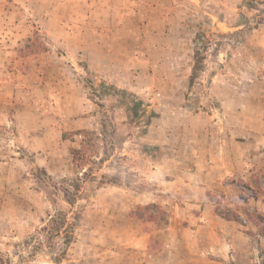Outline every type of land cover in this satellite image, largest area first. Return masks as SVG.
Masks as SVG:
<instances>
[{
  "label": "rangeland",
  "instance_id": "obj_1",
  "mask_svg": "<svg viewBox=\"0 0 264 264\" xmlns=\"http://www.w3.org/2000/svg\"><path fill=\"white\" fill-rule=\"evenodd\" d=\"M0 264H264V0H0Z\"/></svg>",
  "mask_w": 264,
  "mask_h": 264
},
{
  "label": "trees",
  "instance_id": "obj_2",
  "mask_svg": "<svg viewBox=\"0 0 264 264\" xmlns=\"http://www.w3.org/2000/svg\"><path fill=\"white\" fill-rule=\"evenodd\" d=\"M248 8L250 9H256V6L253 4L249 5ZM80 135H83L82 133H79ZM52 223L55 224L53 227L48 231V233L53 237L54 235L58 236L62 233V228L65 227L67 223V213L61 212L57 215L56 218H52ZM47 230V227H43L41 231Z\"/></svg>",
  "mask_w": 264,
  "mask_h": 264
}]
</instances>
